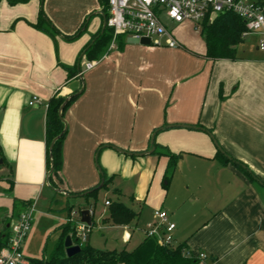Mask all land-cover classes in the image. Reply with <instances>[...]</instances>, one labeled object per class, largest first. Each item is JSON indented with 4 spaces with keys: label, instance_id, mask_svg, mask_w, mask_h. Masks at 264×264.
Listing matches in <instances>:
<instances>
[{
    "label": "crops",
    "instance_id": "obj_1",
    "mask_svg": "<svg viewBox=\"0 0 264 264\" xmlns=\"http://www.w3.org/2000/svg\"><path fill=\"white\" fill-rule=\"evenodd\" d=\"M106 3L0 0V149L5 160L0 167V229L4 220L9 228L19 213L14 214V198L35 202L38 213L41 194L52 201L58 193L65 197L62 210L67 209L58 225L59 239L71 210L81 221L80 210L91 208L89 244L93 226L106 239L116 238L114 231L121 229L122 245L112 249L131 242L127 249H132L146 236V228L135 232L145 199L127 195L114 181L130 169L142 184L152 176L160 179L163 198L149 201L148 194L151 220L155 210H165L175 223L174 245L184 243L195 257L206 254L197 264H264V53L257 49L258 36L247 34L248 42L244 36L236 45V59H211L194 23L169 19L172 26L166 27L177 46L135 43L125 33L111 46V30L103 28ZM41 13L55 31L40 20ZM83 22L78 37L64 38ZM89 61L95 63L86 69ZM73 67L76 72L70 73L67 68ZM73 93L79 95L63 112L67 128L61 165L50 173V185L47 104L55 94ZM33 96L38 101L29 104ZM214 141L258 181L226 162ZM152 146L156 153L149 151ZM168 152L180 157L164 187ZM102 174L108 180L104 188L116 194L115 200L138 212L129 224L104 221L109 206L104 201H115L110 198L103 201L99 224L94 221L95 207L84 191L97 186ZM171 181L185 184L186 190L170 194L173 203H167ZM125 196L130 204L121 198ZM70 198L85 203L73 207Z\"/></svg>",
    "mask_w": 264,
    "mask_h": 264
},
{
    "label": "trees",
    "instance_id": "obj_2",
    "mask_svg": "<svg viewBox=\"0 0 264 264\" xmlns=\"http://www.w3.org/2000/svg\"><path fill=\"white\" fill-rule=\"evenodd\" d=\"M258 3L264 11V0H258ZM104 11L107 12V3L104 7ZM40 20L44 21V23L54 29V31L56 30L43 13H41ZM85 26L86 22H83L75 33L65 35L64 38L67 40L75 39L80 35L82 28ZM244 31L245 23L243 19L230 11L220 13L211 20H204L201 24L200 33L206 44L205 56L211 59H236V45L243 41ZM67 69L70 73L76 72V67ZM78 95V93H73L68 97L61 110L62 115L66 107ZM65 100L66 97L55 94L49 99L46 109L45 129L48 148V168L50 169L51 163L53 165L51 174H56L61 165V145L66 130L63 131L64 123L59 117V111ZM203 129L208 131L205 128ZM56 137L58 138L55 139L50 148L52 141ZM153 153H156V151H153ZM218 154L222 156L226 162L230 161L241 167L250 179L258 181L254 173L245 164L234 158H228L219 150ZM167 157L168 162L163 177L164 187H167L180 155L168 152ZM0 160L1 167L5 163L1 149ZM51 174H49V183L53 185L51 182ZM102 177L104 178V183L101 188H104L108 180H106L104 174H102ZM98 185L84 191L86 192V196L97 194L98 190L101 189L98 188ZM28 203H30V201L22 202L14 198V214L20 212L22 207H26ZM137 215L138 212L126 206L121 200H115L110 202L108 206V217L104 218V221L108 219V221H111L113 224L125 225L129 224ZM69 234L72 240L78 243L75 236V229L73 227L70 228V224L68 223L62 227L60 239L52 250L48 254H43L41 257L29 258L27 264H197L200 261L199 258L190 253L184 243L171 246L163 245L154 237L150 236H145L143 240L132 249H97L86 241L80 246L81 250L78 253L68 257L65 252L64 240ZM8 239L9 232L6 227V220H4L2 228L0 229V249L7 245Z\"/></svg>",
    "mask_w": 264,
    "mask_h": 264
},
{
    "label": "built area",
    "instance_id": "obj_3",
    "mask_svg": "<svg viewBox=\"0 0 264 264\" xmlns=\"http://www.w3.org/2000/svg\"><path fill=\"white\" fill-rule=\"evenodd\" d=\"M233 12L241 17L245 23L243 36L256 34L257 49L264 53V11L258 0H107L106 26L112 33V44L117 35L129 34L134 38H148L150 43L160 45L163 42L168 46L178 45L177 40L168 30L160 16L164 14L173 22L180 23L190 21L197 29L201 28L204 20H211L223 12ZM94 61L85 63L89 69ZM38 101L33 96L29 104ZM104 204L108 206L110 201L106 199ZM35 202H30L17 216L9 222V239L7 245L0 249V264H27L22 254V243L33 221ZM90 215L93 210L89 209ZM72 211L68 222L72 223ZM155 221L150 224L145 235L154 237L160 244L174 245L173 231L175 223L168 218L165 210L154 211ZM75 236L81 246L87 241L90 226L82 221L74 223ZM71 236V235H70ZM129 236L127 235V238ZM205 253H199L197 258L205 259Z\"/></svg>",
    "mask_w": 264,
    "mask_h": 264
},
{
    "label": "rangeland",
    "instance_id": "obj_4",
    "mask_svg": "<svg viewBox=\"0 0 264 264\" xmlns=\"http://www.w3.org/2000/svg\"><path fill=\"white\" fill-rule=\"evenodd\" d=\"M160 19L167 24L168 26H172L169 19L162 14L160 16ZM199 34V33H198ZM250 35L246 36L245 42H248L250 40ZM128 40L139 43V39L128 37ZM130 169L127 170V175L124 177H115L114 181L116 183V187L122 190V192L126 193L127 195H134L137 197V200L139 198L141 202L145 199L144 204L141 203L143 209L142 213L139 217L138 221V228L135 232H138L139 228H147L150 224H153L152 222V214H153V208H150L148 205V194H149V201L153 198L155 200H159L160 197L163 198V190L160 185V179L157 178V180H153V177H150L145 183L142 184V182H138V177H132L131 174H129ZM186 185L183 183H180L179 185H176L174 181H171L170 187L167 190L166 196L167 200L166 202L173 201L170 198V194H182L185 192ZM49 190V189H47ZM0 192H3V190L0 188ZM162 194V196H161ZM105 198H110L112 200H115L117 198L116 194L106 188H101L98 190L97 194L93 196L88 197V202L91 203L93 207H95V215H94V221L99 224V218H100V212L105 207L103 205V201ZM127 204L129 203V197L125 196V198L121 197ZM40 200L38 201V204L36 205V209L38 210V213H34L33 222L29 228V231L27 232V235L22 243V254L27 258H34V257H40L43 253V250L45 253H48L51 248L57 243L59 240V230L58 225L59 223L64 219V217L67 215V209L62 210L63 206L65 207V197L61 194H55V200L53 199L50 201V198L47 196V194H41ZM165 202V197H164ZM85 203L83 199L79 198H70L69 204L73 205V207H77L79 204ZM74 211V210H71ZM154 218V216H153ZM77 214H72V223L77 222ZM102 230H99L97 227L93 226L91 229V240L90 245H93L96 248L99 249H112V248H119L121 247V237L123 235V231L121 229H118L114 231V234H116V238L112 235L108 236L107 239L105 236H102L101 234ZM132 243V242H131ZM129 244L127 248L132 247V244Z\"/></svg>",
    "mask_w": 264,
    "mask_h": 264
},
{
    "label": "water",
    "instance_id": "obj_5",
    "mask_svg": "<svg viewBox=\"0 0 264 264\" xmlns=\"http://www.w3.org/2000/svg\"><path fill=\"white\" fill-rule=\"evenodd\" d=\"M106 27V16L103 14V28H105ZM140 43L141 44H150V41H149V39L148 38H145V37H143V38H141L140 39ZM69 97V96H68ZM68 97H66V100L63 102V104L61 105V108H60V111H59V117H60V119L63 121V123H64V128H63V131H65L66 130V128H67V124H66V121L64 120V117H63V115H62V113H61V110H62V108L64 107V105H65V103H66V101H67V99H68ZM59 137V136H58ZM58 137H56V138H54V140L52 141V143H51V145H50V148H51V146H52V144H53V142L55 141V139H57ZM153 138H154V134L152 135V137H151V143H153ZM214 143L216 144V146H217V148H218V150L219 151H221L225 156H227L228 158H230L221 148H220V146L218 145V143L216 142V141H214ZM116 150H118V151H121V152H123V150H121L120 148H115ZM154 150V146H152L151 148H150V152H152ZM0 162H1V160H0ZM52 169H53V165H52V163H51V166H50V169H49V173H48V175L52 172ZM100 171V170H99ZM103 183H104V179L102 178L101 179V181H100V183H99V185H98V188H101L102 187V185H103ZM86 193V192H85ZM80 215H81V221L82 222H84L86 225H88V226H92V221H91V216H90V212H89V209H82V210H80ZM87 241H88V238H87ZM64 246H65V252H66V255L68 256V257H70V256H73V255H75L76 253H78L80 250H81V247L78 245V244H73V241H72V238H71V236L70 235H67L66 237H65V240H64Z\"/></svg>",
    "mask_w": 264,
    "mask_h": 264
}]
</instances>
